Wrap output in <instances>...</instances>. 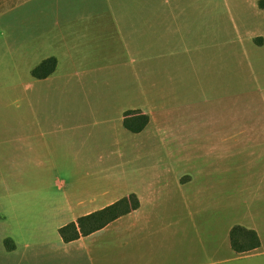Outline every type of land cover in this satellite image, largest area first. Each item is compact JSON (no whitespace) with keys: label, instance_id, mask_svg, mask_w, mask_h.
<instances>
[{"label":"rangeland","instance_id":"1","mask_svg":"<svg viewBox=\"0 0 264 264\" xmlns=\"http://www.w3.org/2000/svg\"><path fill=\"white\" fill-rule=\"evenodd\" d=\"M260 1L264 0H27L15 8L11 2L0 7V42L10 36L13 39L18 36L33 46H38L43 40L50 44L53 30L61 24L58 22L65 19V10L102 11L112 7L162 9L161 31L178 32V54L173 59L178 60L179 65L176 69H169L176 74L174 81L168 80V84H164L163 80V90L168 85H174L175 89L171 90V94L161 95L167 103L158 104L160 110L156 111V115L159 125L165 122L174 128L185 126L182 138L177 142L166 141L157 132H149L139 139L131 134L126 141V149L122 146L123 157L108 158L104 163L94 159L97 168L92 166V172H107L106 177H99V182L97 177L88 179L83 168L82 173L79 168L78 175L72 177L64 166L58 165L57 171L51 175L38 177L36 167L25 160L23 123L53 119L56 110L64 109L71 97L66 91H57L54 82L35 84L29 68L42 55L39 51L23 49V56H13L12 68H0V205L10 221L6 231L13 235L16 225L13 224V202L21 201L24 203L19 208L21 219L29 220L22 221L21 225L34 231L44 229L38 233V239L28 242H50L54 232L52 227L48 226L47 219L30 214L37 212V206L29 203L58 200L53 198L57 193L55 185H70L73 182L102 187L115 185L121 179L118 169H127L131 185L140 175V169H145L147 175L161 170L163 183L169 185L173 193L176 192L171 196L173 202L181 201L175 180L183 174L198 173L205 176L204 181L208 180V189L210 186L214 188L205 192L201 199L222 205L225 212L213 216L217 221L227 217V222L229 218L235 222H248V215L251 218L257 212L264 217V50L247 47V44L254 48L264 45L261 37L264 32L260 30L264 27V5H259ZM237 15L248 20V28L243 31L246 45L239 42L240 38L233 28V19ZM82 24L76 23L83 29L85 24ZM219 25H225V29L220 32L208 30L210 38L204 40L203 27ZM42 30L44 34H41ZM190 34L200 36L189 38ZM193 45L198 47L192 48ZM97 65L89 60L65 63L63 68L64 72L72 73L74 70L82 71V68L94 69ZM130 71L127 64L115 63L112 77L103 78L107 85L103 86L100 75L82 81L84 90L90 87L77 102L82 109L80 114H84L83 120L87 119V115L90 120L96 119L88 110L91 104L100 107L107 97L101 88L106 90L111 81L108 96L113 93L120 102L126 100L121 103L123 107H129L132 94L134 97L138 95L143 101L141 105H144L146 97L142 96L141 86L130 77ZM165 71L162 70L163 77ZM60 82L69 83L67 78ZM36 86L40 88L34 90ZM165 91L170 90L167 88ZM154 99L150 97L146 103ZM97 112L99 118L118 114L117 111ZM158 131L162 136L173 134L167 128ZM111 133L115 134L113 128ZM110 143L107 141L106 148L100 150H107L106 154H109L113 146ZM113 148L117 151L116 147ZM50 162L45 161L47 169L55 166H51ZM112 170H116L113 175ZM38 182L51 186L52 191H26L27 185ZM171 201L168 200V207L173 206Z\"/></svg>","mask_w":264,"mask_h":264},{"label":"crops","instance_id":"2","mask_svg":"<svg viewBox=\"0 0 264 264\" xmlns=\"http://www.w3.org/2000/svg\"><path fill=\"white\" fill-rule=\"evenodd\" d=\"M26 1L1 0L3 4L0 7H5L11 2L15 8ZM259 5H264V1H260ZM230 6L228 4L229 9ZM128 9L112 7L102 11L65 10L63 14L65 19L58 22L61 24L53 30V36L50 37L52 41L50 39L48 45L47 41L43 40L38 46H33L31 42L28 43L26 42L28 40L18 36L14 39L10 36L6 41L0 42V68L2 66L12 68L13 56H23V49L39 51L42 56L37 57L35 64L29 68L35 84L54 82L57 91H66L71 97L64 109L56 110L57 114L53 119L23 123L25 160L27 164L36 167L38 170L36 176L51 175L57 171L58 165L64 166L72 177L78 175L79 168L82 173L83 168L88 179L97 177L99 182V177H106L107 172L102 170L92 172V166H96L94 159L97 158L100 163H104L108 158L123 157L122 146L124 145L126 149L125 144L131 134L133 138L139 139L149 132H157L166 141L181 140L185 126L178 125L174 128L165 122L159 125L156 115V111L160 110L158 104L167 103L161 95L171 94V90L175 89L174 85H168L163 90L162 85L168 84V80L171 82L175 79L176 74H172L169 69L172 67L176 69L179 65L178 60L173 59L175 54H178L176 52L179 48L176 42L178 32L161 31L159 23L163 21L162 9L154 7L144 10ZM229 11L232 13V10ZM239 15L233 19V28L240 38L239 42L246 45L243 31L248 28V23L246 24L248 20L242 19ZM74 21L76 22L73 23ZM77 22L85 24L83 29L76 25ZM210 29L220 32L221 29H225V25L203 27L204 40H209L207 31ZM260 30L264 32V27L262 26ZM43 31H40L41 34H44ZM192 35L194 39L200 36L190 34L188 37ZM261 37L264 39V33ZM195 47L198 46L193 45L192 48ZM247 47L252 50H264V45L254 48L247 44ZM48 59L57 60L56 71L48 78H34L33 71ZM89 60L99 65L94 69L82 68V71L64 72L65 63H83ZM115 63L127 64L131 70L130 77L141 86L142 96L146 97L144 105H141L143 101L138 95L134 97L132 94L129 107H123L121 103L126 100L122 98L124 101L120 102L111 92L108 96L111 81L106 90L101 88L107 93V97L100 107L91 104L88 110L96 119L90 120L87 115V119L83 120L84 114H80L82 109L77 102L90 87L84 90L85 85L82 81L98 78L100 75L103 86L107 85L108 82L103 78L112 77ZM162 70H166L164 77ZM65 78L68 79V84L60 82ZM39 88L36 86L34 90ZM167 88L170 91L166 92ZM150 97H155L154 101L146 103ZM97 111H117L118 114L103 115L99 118ZM129 112L133 113L129 117L131 119L141 115L149 117L150 122L142 132L133 133L125 127L126 114ZM111 128L115 131L114 135ZM161 128L171 130L174 135L162 136L158 131ZM107 141H111L110 144L116 147L117 151H114L115 148L112 146L109 154H106L107 150L102 152L100 149L106 148ZM47 160L51 161V166H55L47 169L45 164ZM58 161L62 163L59 164ZM115 171L112 170L111 175ZM117 171L121 179L116 181L115 185L102 187L74 182L70 185H65L66 183L61 186L55 185L54 190L57 193L53 198L58 200L29 203L32 206L35 203L37 206V212L30 214L36 218L47 219L48 226L54 231L48 243L28 242L38 239V233L44 229L34 231L21 225L22 221H29L21 219L19 208L24 204L21 201L13 202V224L16 225L13 227V235L8 233L6 228L10 223L9 217L4 213L6 212L3 210L4 207L0 205V264H264V217L257 212V215L251 218L250 214L248 215L247 218L250 219L248 222H235L230 218L227 222L225 221L227 217L217 221L213 216L225 212L222 205L207 203L201 199L205 192L214 189L211 186L208 189V180L204 181L205 176L200 177L198 173L180 175L175 182L181 201L173 202L171 196L176 192L173 193L169 185L163 183L161 170L159 173L147 175L145 169H140L138 171L140 175L132 181V185L127 169ZM25 189L34 192L52 191L51 186L40 182L27 185ZM130 195H136L139 199L138 210L87 237L71 243L62 240L59 232L61 228L77 223L80 218L101 211ZM168 200L173 206L168 207ZM25 204L27 206V201ZM235 227L256 232L261 247L237 253L231 244V231Z\"/></svg>","mask_w":264,"mask_h":264},{"label":"trees","instance_id":"3","mask_svg":"<svg viewBox=\"0 0 264 264\" xmlns=\"http://www.w3.org/2000/svg\"><path fill=\"white\" fill-rule=\"evenodd\" d=\"M56 68L57 60L48 59L38 66L32 74L34 78L44 79L51 76ZM132 114L131 112L126 114L125 127L133 133H140L148 126L150 119L148 116L143 115L131 119L129 117ZM139 208L140 202L137 196L130 195L101 211L80 218L77 223H71L61 228L59 231L60 236L65 243H71L103 230L109 224ZM231 244L237 253H245L261 247V241L257 233L242 227H235L231 231Z\"/></svg>","mask_w":264,"mask_h":264}]
</instances>
